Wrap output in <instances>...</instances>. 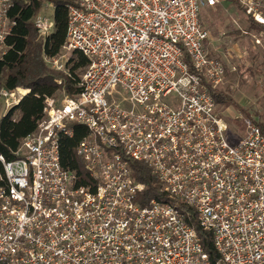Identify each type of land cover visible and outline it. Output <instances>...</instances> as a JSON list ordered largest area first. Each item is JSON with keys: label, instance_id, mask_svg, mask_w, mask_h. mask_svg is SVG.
I'll return each instance as SVG.
<instances>
[{"label": "built area", "instance_id": "built-area-1", "mask_svg": "<svg viewBox=\"0 0 264 264\" xmlns=\"http://www.w3.org/2000/svg\"><path fill=\"white\" fill-rule=\"evenodd\" d=\"M225 3L238 4L244 32L264 46V0L68 5L62 50L82 52L89 64L79 93L61 105L47 97L14 158L0 155V264H264V133L245 119V136L229 137L212 94L227 65L201 22L203 9ZM11 6L0 0V61L12 48ZM34 23L43 39L55 29L53 15ZM57 56L47 58L66 70ZM29 91L2 89L6 109ZM75 124L87 129L76 146L82 172L61 159V138L73 137ZM132 160L174 202L140 197L147 185ZM192 215L211 233L218 260Z\"/></svg>", "mask_w": 264, "mask_h": 264}, {"label": "trees", "instance_id": "trees-1", "mask_svg": "<svg viewBox=\"0 0 264 264\" xmlns=\"http://www.w3.org/2000/svg\"><path fill=\"white\" fill-rule=\"evenodd\" d=\"M44 1L50 0H12L9 11V16L17 23L7 41L12 48L0 61V89L14 90L24 87L30 91L0 119V155L8 160L14 158V152L18 150L22 140L37 129L38 122L44 115L47 97H55L59 91H64L68 97H74L79 93L78 70L89 64L88 58L82 52L73 51L67 62L69 74L64 76L62 84L57 82V77L45 66L43 58L59 55L65 44L69 20L68 5L74 0H52L55 29L37 44L34 41L36 38L34 33L37 31L34 18L40 13ZM252 25L255 26L253 23ZM212 94L218 104L226 107L233 105L239 109L228 93L212 91ZM258 124L264 133L263 125ZM74 130L73 137L61 138V159L64 166L82 172L83 165L76 154V146L86 136L87 129L75 124ZM130 163L135 179L147 185V189L140 197L147 201L157 198L174 202L162 191L156 176L147 165L133 160ZM0 173H4L1 161ZM182 209L189 210L185 207ZM191 218L212 261L218 260L219 255L214 248L211 233L198 225L194 215Z\"/></svg>", "mask_w": 264, "mask_h": 264}, {"label": "rangeland", "instance_id": "rangeland-1", "mask_svg": "<svg viewBox=\"0 0 264 264\" xmlns=\"http://www.w3.org/2000/svg\"><path fill=\"white\" fill-rule=\"evenodd\" d=\"M40 13L50 17L54 14L52 0L44 1ZM39 13V14H40ZM201 22L210 33V49L216 56L223 58L227 65V76L220 91L228 93L239 107L218 104L217 110L229 125V137L238 142L245 136L247 126L245 119H252L264 127V46L258 45L254 37L244 31L249 25L248 17L236 3H225L216 8H205L201 12ZM35 42L40 44L43 37L36 31ZM65 54L62 59L61 54ZM72 53L63 50L57 56L66 64L59 69L50 58L44 57L45 66L62 84L64 76L69 74L67 62ZM84 68L78 70L82 75ZM24 90L27 88L20 87ZM3 89V88H2ZM0 89V113L5 108V101ZM64 91L55 96L61 105L66 98Z\"/></svg>", "mask_w": 264, "mask_h": 264}, {"label": "crops", "instance_id": "crops-1", "mask_svg": "<svg viewBox=\"0 0 264 264\" xmlns=\"http://www.w3.org/2000/svg\"><path fill=\"white\" fill-rule=\"evenodd\" d=\"M10 109H6V105L5 108L3 109V111L0 113V119L9 111Z\"/></svg>", "mask_w": 264, "mask_h": 264}, {"label": "bare ground", "instance_id": "bare-ground-1", "mask_svg": "<svg viewBox=\"0 0 264 264\" xmlns=\"http://www.w3.org/2000/svg\"><path fill=\"white\" fill-rule=\"evenodd\" d=\"M25 92H26V90H25Z\"/></svg>", "mask_w": 264, "mask_h": 264}]
</instances>
